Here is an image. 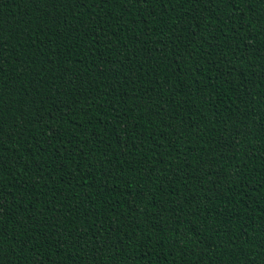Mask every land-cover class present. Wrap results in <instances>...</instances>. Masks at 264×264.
Wrapping results in <instances>:
<instances>
[{"label": "trees", "instance_id": "obj_1", "mask_svg": "<svg viewBox=\"0 0 264 264\" xmlns=\"http://www.w3.org/2000/svg\"><path fill=\"white\" fill-rule=\"evenodd\" d=\"M0 69V264H264V0H0Z\"/></svg>", "mask_w": 264, "mask_h": 264}, {"label": "snow or ice", "instance_id": "obj_2", "mask_svg": "<svg viewBox=\"0 0 264 264\" xmlns=\"http://www.w3.org/2000/svg\"><path fill=\"white\" fill-rule=\"evenodd\" d=\"M47 2V0H46ZM65 3H69V2H73V3H79L80 0H64ZM199 0H191V3L195 4L198 3ZM228 3H230V0H228ZM52 5L55 6L56 5V0H52ZM199 25H197L198 27ZM192 36H195V33H191ZM0 75H2V69H0ZM0 131H2V118H0ZM161 211L163 210L162 208L160 209Z\"/></svg>", "mask_w": 264, "mask_h": 264}]
</instances>
